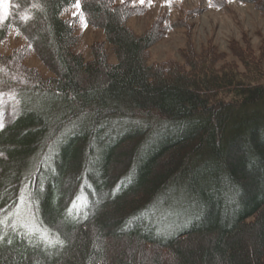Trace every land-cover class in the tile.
I'll return each instance as SVG.
<instances>
[{
  "label": "trees",
  "instance_id": "16d2710c",
  "mask_svg": "<svg viewBox=\"0 0 264 264\" xmlns=\"http://www.w3.org/2000/svg\"><path fill=\"white\" fill-rule=\"evenodd\" d=\"M10 3L0 42L17 30L51 76L0 58V264H264V46L150 62L181 22L138 34L141 8L80 0L105 37L86 58L75 0ZM22 193L47 243L16 222Z\"/></svg>",
  "mask_w": 264,
  "mask_h": 264
},
{
  "label": "rangeland",
  "instance_id": "374dc122",
  "mask_svg": "<svg viewBox=\"0 0 264 264\" xmlns=\"http://www.w3.org/2000/svg\"><path fill=\"white\" fill-rule=\"evenodd\" d=\"M123 1L142 9V13L128 21V25L138 34L146 31L160 18L164 19L166 25L182 23V27L168 31L161 41L151 47L150 62L180 59V50L188 41L193 43L196 50L212 45L227 54L233 42L242 46L249 44L255 50L264 46V15L260 14L252 3L239 0H145L141 5L140 0H113L115 4ZM74 16L78 19L76 27L80 37L78 50L89 58L91 45L104 40V34L88 24L85 28L82 23L85 19L76 7L73 6L64 13L66 18ZM27 44V39L15 29H11L6 38L0 42V58L18 72L15 76L9 74L7 76L12 77L10 80L20 83L24 82L22 75L26 71L49 78L51 72L48 66L33 49H26ZM110 59L114 61L112 54ZM15 101L12 92L0 95V105L13 106L12 103ZM12 118L10 111L8 113L6 111L1 114L0 121L8 123ZM21 197L23 199H20L19 205L13 211L16 222L40 236L35 230L36 225L41 229L44 228L39 225L33 205L23 193ZM51 237V233L46 231V239L49 240Z\"/></svg>",
  "mask_w": 264,
  "mask_h": 264
},
{
  "label": "snow or ice",
  "instance_id": "6c2138e0",
  "mask_svg": "<svg viewBox=\"0 0 264 264\" xmlns=\"http://www.w3.org/2000/svg\"><path fill=\"white\" fill-rule=\"evenodd\" d=\"M145 3V0H140V4L143 5ZM11 7V3L10 0H0V20H3L5 18V16L8 14V11ZM74 7H76L77 9L81 8L80 5V0H75V4ZM77 15H79V13H77ZM83 26L86 28L87 27V21L84 20L82 21ZM0 125H2V121H0ZM21 199H23V197H21ZM34 215V214H33ZM6 224V221H4L3 219H0V226H3ZM21 227H24V225H21ZM37 232L40 233V238L45 240V243H47V239H46V229H41L39 228L38 225H36V229ZM33 231L32 230H28L26 232V235H32ZM61 245L63 244L62 241H60ZM51 246V245H49Z\"/></svg>",
  "mask_w": 264,
  "mask_h": 264
}]
</instances>
